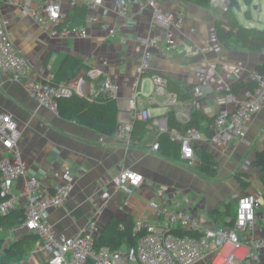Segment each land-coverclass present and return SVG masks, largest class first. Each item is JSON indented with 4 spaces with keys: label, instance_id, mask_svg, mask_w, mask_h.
I'll return each instance as SVG.
<instances>
[{
    "label": "crops",
    "instance_id": "0c3cea01",
    "mask_svg": "<svg viewBox=\"0 0 264 264\" xmlns=\"http://www.w3.org/2000/svg\"><path fill=\"white\" fill-rule=\"evenodd\" d=\"M45 1L32 0L31 6L37 8ZM53 1L62 4L71 24L88 25L87 38L52 37L34 21L30 11L0 1V15L9 20L15 47L26 57L36 78L59 82L64 76L72 77L74 64L70 68L66 65L59 74L63 62L69 58L68 63L75 60L78 61L76 65L84 64L71 82L76 89L81 86L79 91L76 90L79 96L102 105V99L110 97L101 88L105 80L110 79L118 86V126L121 121L132 122L133 127L136 121L145 122L139 113L148 108L151 116L148 132L139 140L128 139L119 130L114 137L102 136L79 120L64 118L59 112L39 106L21 82L0 76V111L10 113L17 122L21 135L19 146L31 174L41 180L43 188L53 192L63 168L70 165L74 170L76 182L71 197L63 206L50 210L49 220L59 240L77 235L93 217L94 200L112 188L109 182L120 171V164L141 174L143 181L135 194L112 193L99 218L98 234L112 217L121 219L127 213L143 223H161L163 216H158L150 207V202L155 199L168 204L171 209L191 212L210 227L225 226L231 220L227 216L217 221L218 215H212V212H225L226 202L236 201L232 197L235 193L255 194L264 202L260 170L253 164L257 150L264 149V108L252 118L246 138L232 141L225 149L215 148L208 141L198 144L199 164L196 166H189L181 159L173 161L164 154L162 151L170 146V142L163 145L157 154L150 151L151 145L160 142L164 134L179 146L168 131L173 128L169 125V113L173 111L172 96L168 90V93L154 95L151 74L181 81L185 90L190 92L195 86H202L204 95L199 99L200 109L195 111L214 118L224 105L226 96L234 93L232 86L241 81H251V73L264 62V49L248 51L236 45L231 49L217 35V21L224 17L228 0H213L207 7L183 0H160L164 11L181 12L185 19L182 28L176 30L182 45L174 50H167L161 37L162 29L153 25L150 8L141 10L133 4L129 6L127 15L120 18L115 12V0H103L92 11L85 2L73 6L72 0ZM263 2L257 1L259 6ZM257 3H253L255 9ZM258 10L250 19L243 15L241 24L264 28V20L260 16L262 8ZM90 14L98 15L117 27L116 35L107 38L101 24L88 22ZM144 40H150L152 45V69L140 81L142 100L132 107L128 100L140 70ZM96 67L102 75L86 77L89 76L86 75L87 70ZM247 89L234 94L241 95ZM204 135L209 138L206 133ZM201 151L209 152L217 160L216 177L210 178L200 171ZM247 160L250 166L244 169ZM242 176L250 182L246 190L238 179ZM20 183H16V191H19ZM23 203L22 198L20 209H23ZM263 217L258 231L264 235ZM127 248L124 245L121 249ZM33 253H38L37 260L48 261L44 252L36 250ZM127 264L138 263L130 261ZM255 264H264V251L261 261Z\"/></svg>",
    "mask_w": 264,
    "mask_h": 264
},
{
    "label": "built area",
    "instance_id": "2783aa9c",
    "mask_svg": "<svg viewBox=\"0 0 264 264\" xmlns=\"http://www.w3.org/2000/svg\"><path fill=\"white\" fill-rule=\"evenodd\" d=\"M4 1L30 11L34 21L52 37L83 39L89 36L88 25L71 24L69 14L64 11L60 2L47 0L41 6L33 8L32 0ZM102 1L72 0L71 4L76 6L85 2L92 11ZM133 4H137L141 10L152 9L153 25L156 29H162L161 37L167 50H174L182 45V40L176 33L185 23L181 12L164 11L160 0H115L117 16H126L129 6ZM88 22L101 24L107 38L116 35L117 27L103 21L98 15L90 14ZM142 44L140 70L128 100L132 107L142 100L140 81L152 69L150 40H144ZM87 74L90 78H96L102 75V71L96 67L88 70ZM0 76L21 82L39 106L53 112H58L60 100L71 97L81 87L79 85L76 89L72 84L51 82L47 78L38 80L31 72L26 57L16 49L10 22L3 15H0ZM150 79L154 84V95L168 93L165 77L153 73ZM251 81L257 84L254 89H247L241 95L229 93L226 96L224 105L210 125L209 138L195 126L188 127L185 132L174 127L168 130L173 140L179 143L181 157L188 164H199L197 146L202 141H208L215 148L225 149L232 141L246 138L252 118L264 108V74L253 71ZM101 88L110 98L118 99L120 96L118 86L110 79L105 80ZM191 94V102H180L176 94L170 93L174 116L182 124H189L195 109H200L199 99L204 95L202 86H195ZM139 116L148 122L149 128V108L139 113ZM133 128L132 122L121 121L117 130L131 139ZM20 136L13 116L0 111V194L4 198L0 203V212L8 214L20 209V200L24 199L22 205L26 219L23 228L39 237L38 250L47 254L48 264H88L89 261L93 264H127L130 261L138 264H255L261 261L264 235L258 230L264 216V202L255 194H233L232 197L237 201V216L231 228L221 225L206 226L191 212L171 209L168 204L155 199L150 202V207L158 216H163L161 223L137 221L135 233L140 234V237L135 245L117 251L104 246L97 251L95 237L99 232L98 221L112 193L122 191L135 194L143 181L141 174L121 164L120 171L109 182L112 188L103 191L101 197L94 200L93 217L77 235L59 240L49 220L50 210L63 206L71 197L76 182L74 170L66 165L53 192H49L43 188L41 180L31 174L24 161L19 146ZM150 151L159 153L160 142H154ZM248 166L250 161L247 160L244 169ZM18 181L21 182V187L16 191Z\"/></svg>",
    "mask_w": 264,
    "mask_h": 264
},
{
    "label": "trees",
    "instance_id": "16d2710c",
    "mask_svg": "<svg viewBox=\"0 0 264 264\" xmlns=\"http://www.w3.org/2000/svg\"><path fill=\"white\" fill-rule=\"evenodd\" d=\"M183 1L207 7L212 3L213 0ZM228 1L229 5L225 11V25L227 26V29L224 32L222 39L228 44L230 41L235 40V42L243 45L250 51L263 50L264 28L247 27L241 24L239 17L235 12V8L239 6L238 0ZM244 1L250 2V0ZM68 61L69 58L63 62L59 74L63 68L65 70V67L68 66V68H70L73 64L75 65L72 67L73 71H75L73 76L77 74V70L80 71V69L84 68V64L76 65L78 61L76 62L75 60H71L69 63ZM254 71L264 74V62L257 65ZM256 85L257 84L254 81H241L233 85L231 91L234 93H239L245 88L254 89ZM167 90L170 93L176 94L177 99L180 102H191L193 100L190 90H185V86L181 81L169 78L167 80ZM102 100H104V103L100 105L96 103V101L92 102L89 98L81 97L77 93H74L71 97L60 100L58 112L64 118L79 120L85 126L96 129L98 132H100V134H102V136L114 137L118 126L116 119L118 114L116 99L108 97ZM214 119L215 118H209L202 113L200 114L197 111H194L191 122L189 124H182L175 118L173 111L169 113V125L171 127L178 128L180 131L185 132L188 127L195 126L202 130L203 133H206L208 137L211 136V131L207 128L210 127ZM134 125L135 126L131 133V137L132 140H139L148 132L147 124L146 122L136 121ZM167 142H170V146L162 152H164V154H166L173 161H178L180 159L184 161V159L181 157L180 145L178 146L177 144L171 142L167 134H164L160 137V151L162 150L163 145H167ZM200 157L202 161L201 165L199 166L200 171L205 173L210 178L216 177L218 174L217 160L206 151H201ZM253 164L260 170V179L264 186V149L257 150ZM238 179L241 187L244 190L248 189L250 182L243 176L238 177ZM3 199L4 198L0 194V203ZM212 215H218V218H215L217 221H220L227 216L231 217V220L226 223L225 226L230 228L233 227L237 216V201L226 202L225 212L221 213V211L215 210L212 212ZM25 219L26 213L24 209H16L8 214H3L0 212V264H10L12 260L22 261L27 255H30L34 251L38 250V243L40 242L39 237L36 234L30 232L28 233L27 231L21 239L13 242L9 248H6L5 246V234L9 230L23 227ZM136 223L137 220L131 213L125 214V216L121 219L112 217L107 222L102 232L95 237L96 250L99 251L102 247L107 246L111 250L117 251L122 250L121 248L124 245L127 247L135 245L138 238L140 237V234L135 233ZM88 264H93V262L89 261Z\"/></svg>",
    "mask_w": 264,
    "mask_h": 264
},
{
    "label": "rangeland",
    "instance_id": "374dc122",
    "mask_svg": "<svg viewBox=\"0 0 264 264\" xmlns=\"http://www.w3.org/2000/svg\"><path fill=\"white\" fill-rule=\"evenodd\" d=\"M257 1L258 0H250V2H245L244 0H238L239 6L237 8H235V12H236L237 16L239 17V20L243 18V15L245 16V18L250 19L252 14H253V16L257 14L256 12L259 11L258 10L259 8H262V12L261 13L259 12V13H260V16H261V20H264V2L261 3V5L259 6L258 4H260V3H257ZM254 2L257 3V5H256L257 8L256 9L254 8L255 6L253 5ZM228 5L229 4H227V7H228ZM248 15H249V17H248ZM225 21H226L225 15H224V17L221 20L217 21V26H216L217 27V35L220 37L221 41H224L222 39V37L224 35V32L227 29V26L225 25ZM243 22H246V19H243ZM225 44L228 47H230L231 49L234 48V46L236 45L237 47H239L241 49H245V50L250 51L249 49L245 48L243 45L238 44L237 42H235V40L233 42L229 43V44L225 42ZM86 75H88L87 72H86ZM86 77H89V76H86ZM67 78H69V79L67 80ZM74 78H75L74 76L73 77H65L64 76V77L61 78V80L59 82L72 84L71 82L74 80ZM188 165L191 166L190 164H188ZM25 232H26V230L23 227H18L16 229L9 230L5 234V236H6V243H5L6 248H9V246L13 242L21 239L23 237V235L25 234ZM36 254H38V253H36ZM36 254L33 253V254H30V255H27L25 257V259L22 260V261H14V260H12L10 262V264H48L46 261L37 260V255Z\"/></svg>",
    "mask_w": 264,
    "mask_h": 264
}]
</instances>
